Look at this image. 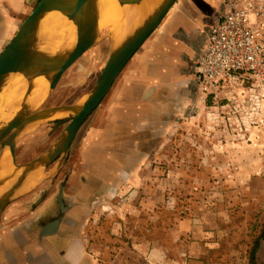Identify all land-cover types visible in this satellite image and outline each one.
<instances>
[{"label":"rangeland","instance_id":"rangeland-1","mask_svg":"<svg viewBox=\"0 0 264 264\" xmlns=\"http://www.w3.org/2000/svg\"><path fill=\"white\" fill-rule=\"evenodd\" d=\"M39 1L29 0V12L20 26ZM135 10L142 15L146 8ZM112 25L102 29L95 46L66 71L36 111L78 104L90 94L113 49ZM144 45L102 103L110 100ZM165 64L169 73L163 81L169 89L189 82V62L181 57ZM189 84L192 93L188 104L174 113L171 136L156 143L144 165L148 185L127 192L111 190V198L102 199L96 206L87 238L88 250L96 252L98 264H149L138 250L149 242L168 249L167 264H251L253 242L264 225V115L251 117L243 103L213 108L210 98L207 103L199 100L195 76L190 77ZM71 120V115L60 116L30 126L17 141V164L29 163L44 154ZM72 145L63 159L47 170L70 167L76 162ZM7 149L1 142L0 155ZM68 167L54 178L45 179L46 194L58 183L62 199ZM255 264H264V241Z\"/></svg>","mask_w":264,"mask_h":264},{"label":"crops","instance_id":"crops-1","mask_svg":"<svg viewBox=\"0 0 264 264\" xmlns=\"http://www.w3.org/2000/svg\"><path fill=\"white\" fill-rule=\"evenodd\" d=\"M227 1L179 0L175 4L133 59L110 100L79 130L72 145L76 162L32 175L5 208L0 217V264H98L95 251L88 250L87 238L96 206L111 198V190L127 192L148 185L144 165L156 143L171 136L176 110L188 104L190 77L198 70L210 28L223 16ZM28 12L29 0H0V53ZM181 57L189 62V82L171 90L163 81L169 73L165 62ZM262 92L264 88L253 80H245L234 91L220 89L209 103L222 109L243 103L251 117L263 118ZM0 109L5 113L0 124L8 122L14 108ZM4 157L9 160L7 150L0 155L4 170L0 169V175L10 167ZM67 167L62 199L58 183L46 194L45 179ZM138 250L149 264H167L164 246L149 242Z\"/></svg>","mask_w":264,"mask_h":264},{"label":"water","instance_id":"water-1","mask_svg":"<svg viewBox=\"0 0 264 264\" xmlns=\"http://www.w3.org/2000/svg\"><path fill=\"white\" fill-rule=\"evenodd\" d=\"M144 1L146 0H120L122 5L129 6L140 5ZM177 2L178 0H164L142 25L117 48L112 49L97 84L83 101L74 105L36 111L57 87L66 71L95 46L102 29L106 28L100 25L95 0L39 1L36 8L24 20L13 40L0 54V98L8 80L15 74H23L31 82L20 110L8 123L0 127V143L4 142L5 147L8 148L13 165L10 174L0 175V217L32 175L44 172L53 163L63 159L81 127L100 106L127 64L159 28ZM53 12H60L76 26V44L67 52L48 54L40 49L42 41L39 33L40 22ZM39 77L48 79L49 88L45 100L34 107L30 105L29 100L34 91L33 82ZM67 115H71L72 120L53 146L37 159L18 165L16 145L22 133L32 125Z\"/></svg>","mask_w":264,"mask_h":264},{"label":"built area","instance_id":"built-area-1","mask_svg":"<svg viewBox=\"0 0 264 264\" xmlns=\"http://www.w3.org/2000/svg\"><path fill=\"white\" fill-rule=\"evenodd\" d=\"M195 74L200 101L245 80L264 88V0H228L209 31Z\"/></svg>","mask_w":264,"mask_h":264},{"label":"bare ground","instance_id":"bare-ground-1","mask_svg":"<svg viewBox=\"0 0 264 264\" xmlns=\"http://www.w3.org/2000/svg\"><path fill=\"white\" fill-rule=\"evenodd\" d=\"M163 1L164 0H146L140 5L129 6L122 5L120 0H95L100 25L108 27L111 23H113V48H117L128 36H130L140 25H142ZM144 3L145 5L141 8H146V10L142 15L136 14L137 10L135 9H138V7ZM133 10L135 11L131 14L130 12ZM128 13L130 14L127 15ZM139 15H141V17ZM39 33L40 39L42 40L40 43V49L48 54L67 52L76 44V26L60 12H53L46 15L40 22ZM30 83L29 78L23 74L18 73L12 76V78L8 80L6 88L0 98V108L10 106L13 107L14 116L24 103L26 91ZM33 83L34 91L29 103L31 106L36 107L37 104H41L45 100L48 94L49 81L45 77H39ZM4 114V111L0 109V119L3 118ZM13 116H10L9 120H11V117ZM8 151L9 150H7V152ZM8 158L10 167L3 175H8L12 171L13 165L10 157Z\"/></svg>","mask_w":264,"mask_h":264},{"label":"trees","instance_id":"trees-1","mask_svg":"<svg viewBox=\"0 0 264 264\" xmlns=\"http://www.w3.org/2000/svg\"><path fill=\"white\" fill-rule=\"evenodd\" d=\"M263 241H264V225H263V229H262L260 236L257 237L253 242V247H252L251 252H250L251 264H255L257 253H258Z\"/></svg>","mask_w":264,"mask_h":264}]
</instances>
